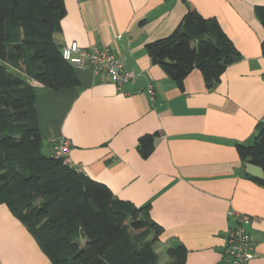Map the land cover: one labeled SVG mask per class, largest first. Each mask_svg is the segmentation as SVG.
<instances>
[{
  "label": "crops",
  "instance_id": "crops-1",
  "mask_svg": "<svg viewBox=\"0 0 264 264\" xmlns=\"http://www.w3.org/2000/svg\"><path fill=\"white\" fill-rule=\"evenodd\" d=\"M64 1L58 42L106 48L135 77L121 89L90 67L76 68L75 87L53 90L31 80L42 135L67 138L72 165L115 197L149 205L163 228L156 245L167 255L164 263L182 243L185 264H232L224 256L226 238L248 215L253 257L245 264H264V187L256 181L264 170L236 148L252 144L264 123V28L255 11L264 0ZM191 9L215 17L242 54L212 88L198 68L180 88L146 48L170 35ZM152 133H158L154 149L143 157L139 139ZM0 264H53L5 203Z\"/></svg>",
  "mask_w": 264,
  "mask_h": 264
},
{
  "label": "trees",
  "instance_id": "trees-1",
  "mask_svg": "<svg viewBox=\"0 0 264 264\" xmlns=\"http://www.w3.org/2000/svg\"><path fill=\"white\" fill-rule=\"evenodd\" d=\"M264 28V4L256 6ZM66 15L64 0H0V204L27 227L53 264H161L156 250L163 231L149 214L114 196L104 183L45 151L37 110L38 88L80 84L62 55L57 34ZM264 51V42L262 43ZM151 61L180 88L198 68L212 88L242 54L215 17L189 10L173 32L146 45ZM158 133L140 137L148 157ZM47 146V147H48ZM242 160L264 170V123L252 144L238 143ZM264 187V177L256 179ZM164 264H185L177 243Z\"/></svg>",
  "mask_w": 264,
  "mask_h": 264
},
{
  "label": "built area",
  "instance_id": "built-area-1",
  "mask_svg": "<svg viewBox=\"0 0 264 264\" xmlns=\"http://www.w3.org/2000/svg\"><path fill=\"white\" fill-rule=\"evenodd\" d=\"M62 55L75 68L90 67L96 74L107 75L118 89H121L135 77V73L126 69L121 59L106 48L99 46L82 47L77 41H72L62 47ZM147 92L150 99L154 100L155 90L152 84L147 87ZM51 143L55 156L62 158L65 164L73 166L68 157L69 140L60 136L53 138ZM249 225L250 217L240 215L236 226L228 233L224 256L232 264H245L253 257L252 237L248 230Z\"/></svg>",
  "mask_w": 264,
  "mask_h": 264
},
{
  "label": "rangeland",
  "instance_id": "rangeland-1",
  "mask_svg": "<svg viewBox=\"0 0 264 264\" xmlns=\"http://www.w3.org/2000/svg\"><path fill=\"white\" fill-rule=\"evenodd\" d=\"M44 145H45V151H48V152H52V149L50 146H48L50 144V141L48 142V136L44 135ZM48 146V147H47ZM156 247V250L161 254V264H164V261L167 259V255L166 253L164 252V250L160 247H158V245L155 246Z\"/></svg>",
  "mask_w": 264,
  "mask_h": 264
}]
</instances>
